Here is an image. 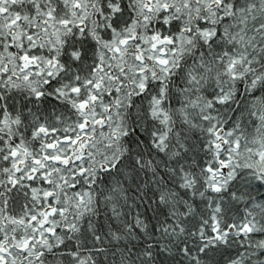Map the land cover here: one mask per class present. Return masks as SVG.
<instances>
[{
  "label": "snow or ice",
  "instance_id": "6c2138e0",
  "mask_svg": "<svg viewBox=\"0 0 264 264\" xmlns=\"http://www.w3.org/2000/svg\"><path fill=\"white\" fill-rule=\"evenodd\" d=\"M0 264H264V0H0Z\"/></svg>",
  "mask_w": 264,
  "mask_h": 264
}]
</instances>
